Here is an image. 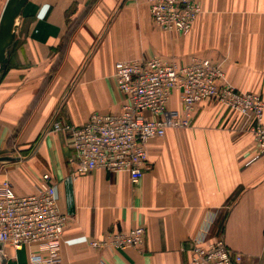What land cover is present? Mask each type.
Listing matches in <instances>:
<instances>
[{
	"label": "crops",
	"instance_id": "0c3cea01",
	"mask_svg": "<svg viewBox=\"0 0 264 264\" xmlns=\"http://www.w3.org/2000/svg\"><path fill=\"white\" fill-rule=\"evenodd\" d=\"M198 1L203 14L186 35L159 31L138 0H28L22 8L0 74V182L27 196L51 174L68 218L63 264H190L192 239L208 221L210 238L224 237L242 264H264V156L236 111L206 103L189 128L151 141L136 183L126 173L75 175L69 138L47 132L55 120L81 125L93 113H118L119 61L210 59L235 88L264 101V0ZM170 108H180L178 94ZM136 227L145 229L143 248L89 245ZM35 249L3 247L0 264H30Z\"/></svg>",
	"mask_w": 264,
	"mask_h": 264
},
{
	"label": "built area",
	"instance_id": "2783aa9c",
	"mask_svg": "<svg viewBox=\"0 0 264 264\" xmlns=\"http://www.w3.org/2000/svg\"><path fill=\"white\" fill-rule=\"evenodd\" d=\"M144 2L155 27L163 33L186 35L203 14L198 0H138ZM114 78L122 95L121 110L114 114L93 113L81 125L53 121L50 134L69 138L73 173L97 170L126 173L133 183L149 169L148 144L165 137L168 130L187 129L198 108L215 102L241 116V129L249 131L258 155L264 156V101L260 94L241 91L227 79L223 68L210 59L194 57L179 64L160 57L119 61ZM178 94L180 108H170ZM68 218L56 201L55 181L41 176L36 193L18 195L8 181L0 182V243L16 251L35 246L30 264H63L60 248ZM208 221L192 239L190 264H242L243 255L233 251L224 237L210 238ZM145 229L109 233L90 240L95 249L143 248Z\"/></svg>",
	"mask_w": 264,
	"mask_h": 264
},
{
	"label": "water",
	"instance_id": "95a60500",
	"mask_svg": "<svg viewBox=\"0 0 264 264\" xmlns=\"http://www.w3.org/2000/svg\"><path fill=\"white\" fill-rule=\"evenodd\" d=\"M28 0H7L0 19V74L8 64V51L13 45L22 8ZM3 244L0 243V251Z\"/></svg>",
	"mask_w": 264,
	"mask_h": 264
},
{
	"label": "trees",
	"instance_id": "16d2710c",
	"mask_svg": "<svg viewBox=\"0 0 264 264\" xmlns=\"http://www.w3.org/2000/svg\"><path fill=\"white\" fill-rule=\"evenodd\" d=\"M89 9H90V6H89ZM89 12V10H85V12L83 13V15L81 16V18L85 17L87 15V13ZM80 21V20H79ZM76 23L78 22H75L72 26H71V31H73V28H75L76 26Z\"/></svg>",
	"mask_w": 264,
	"mask_h": 264
},
{
	"label": "rangeland",
	"instance_id": "374dc122",
	"mask_svg": "<svg viewBox=\"0 0 264 264\" xmlns=\"http://www.w3.org/2000/svg\"><path fill=\"white\" fill-rule=\"evenodd\" d=\"M163 33V32H162Z\"/></svg>",
	"mask_w": 264,
	"mask_h": 264
}]
</instances>
